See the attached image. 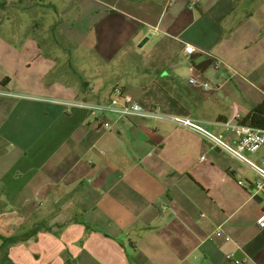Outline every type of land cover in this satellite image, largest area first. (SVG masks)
Wrapping results in <instances>:
<instances>
[{
	"label": "crops",
	"instance_id": "0c3cea01",
	"mask_svg": "<svg viewBox=\"0 0 264 264\" xmlns=\"http://www.w3.org/2000/svg\"><path fill=\"white\" fill-rule=\"evenodd\" d=\"M50 1L64 34L56 56L38 39L0 38V88L13 94L0 95V233L28 236L11 262L264 264L256 172L170 122L63 103L104 101L118 85L234 143L216 123L235 100L247 110L264 100V0ZM65 34L75 56L66 67ZM147 45L141 73L116 83L118 60L130 53L132 67ZM250 157L264 167V155Z\"/></svg>",
	"mask_w": 264,
	"mask_h": 264
},
{
	"label": "built area",
	"instance_id": "2783aa9c",
	"mask_svg": "<svg viewBox=\"0 0 264 264\" xmlns=\"http://www.w3.org/2000/svg\"><path fill=\"white\" fill-rule=\"evenodd\" d=\"M194 52L195 48L192 45H185V54L191 55ZM196 83L197 82L193 78L189 80V84L196 85ZM199 86L203 90L214 88L210 82H201ZM0 95L12 96L13 94L0 88ZM63 103L69 107L84 108L100 115L109 113L116 115L119 119L144 118L162 120L170 122L178 127L195 131L211 142L213 146L221 149L256 172L259 177V181L256 183V189L262 190L264 188V167L256 163L250 157L264 147V130L253 129L240 124L248 115V110L237 100L233 101L230 105L228 119L224 122L216 123L232 133L236 138L234 143H231L220 134L207 130L202 123L190 116L166 114L162 111L160 106H152L148 109L144 108L118 85L113 87L112 96L104 101H88L77 98ZM101 126L106 130L112 129V124L108 121L102 122ZM240 184L242 185L243 183L241 182ZM201 216L204 217L203 214ZM257 223L259 227H264V214L258 219ZM215 235L217 237H223L222 230L219 228ZM225 239L228 240V238ZM230 257L231 256H228V258Z\"/></svg>",
	"mask_w": 264,
	"mask_h": 264
},
{
	"label": "rangeland",
	"instance_id": "374dc122",
	"mask_svg": "<svg viewBox=\"0 0 264 264\" xmlns=\"http://www.w3.org/2000/svg\"><path fill=\"white\" fill-rule=\"evenodd\" d=\"M61 21L59 14L53 11L50 0H0V38L21 39L28 38L38 39L41 42L43 53L47 55L58 54L55 43L62 41L64 34L58 27L57 22ZM84 28H93L92 21L82 22ZM65 34V67L66 61L75 58L73 55V46L66 39ZM94 31L89 36V45L91 47L94 41ZM138 48V47H137ZM150 45L144 46L143 49H137L133 53L132 67L126 69L129 54L123 59L118 60V78L117 82L122 85L120 79L127 80L130 75L140 74L142 71V59L150 53ZM127 53L125 49L123 54ZM103 75V74H102ZM102 77V76H101ZM71 80H80L77 76L71 75ZM81 82V81H79ZM246 109L245 101L240 102ZM260 155H264V147L259 151Z\"/></svg>",
	"mask_w": 264,
	"mask_h": 264
},
{
	"label": "trees",
	"instance_id": "16d2710c",
	"mask_svg": "<svg viewBox=\"0 0 264 264\" xmlns=\"http://www.w3.org/2000/svg\"><path fill=\"white\" fill-rule=\"evenodd\" d=\"M8 78L1 81L2 84H7ZM242 126H248L253 129L264 130V100L257 106L248 110V115L240 123ZM27 235L5 236L0 233V264H13L9 259V249L11 246L19 243L20 241L27 240Z\"/></svg>",
	"mask_w": 264,
	"mask_h": 264
},
{
	"label": "water",
	"instance_id": "95a60500",
	"mask_svg": "<svg viewBox=\"0 0 264 264\" xmlns=\"http://www.w3.org/2000/svg\"><path fill=\"white\" fill-rule=\"evenodd\" d=\"M144 43H145V40L140 44V47H142L144 45Z\"/></svg>",
	"mask_w": 264,
	"mask_h": 264
}]
</instances>
